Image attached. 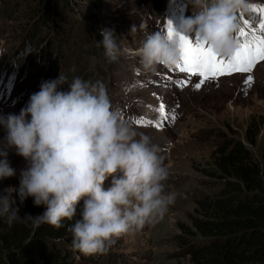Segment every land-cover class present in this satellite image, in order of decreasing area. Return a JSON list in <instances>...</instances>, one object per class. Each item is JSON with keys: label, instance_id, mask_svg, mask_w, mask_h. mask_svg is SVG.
<instances>
[{"label": "rangeland", "instance_id": "374dc122", "mask_svg": "<svg viewBox=\"0 0 264 264\" xmlns=\"http://www.w3.org/2000/svg\"><path fill=\"white\" fill-rule=\"evenodd\" d=\"M73 1L75 7L69 13L75 17L76 31L81 26L85 27V31L89 28L97 31L113 29L119 51L117 59L111 61L105 55L104 47H99L97 43L94 46L83 43L70 59L71 69L83 64L86 74L82 73V79L103 82L113 105L122 116L159 146V155L170 171L168 180L164 182L165 189L178 193L176 202L169 206L162 219L122 235L107 252L101 253L97 264H187L189 256L183 255L182 241H177L176 236L192 237L188 229L195 230L193 218L200 215L199 200L207 194L216 195L223 186L221 179L214 175L217 171L216 153L222 137L242 141L254 160H263L264 61L253 69L251 75L254 82L251 85L245 84L247 73H235L209 79L197 89L195 85L199 77L189 78L187 73L177 70V65L157 66L155 70H144L142 67L139 52L144 40L150 33L162 32L159 23L160 0ZM163 1L169 0H161V3ZM183 1L189 3V0H177ZM251 3L259 6L264 1L246 0V4ZM6 4L0 1V94L3 91L6 93L3 87L6 88L9 83L12 87L11 94L0 99V114L5 115L19 114L21 108L27 105L30 95L35 93L34 89L45 79L57 78L56 59L60 66L63 60L65 62L60 49L47 57L34 51L32 54L36 55L37 61L35 64L29 63L31 60L28 61L24 54L27 21L23 17L9 15L5 10ZM196 10L189 3L185 13L190 15ZM237 17L241 21L247 19L249 24H256L244 9L238 11ZM96 32L91 34V39L88 38L89 42L93 43ZM65 64L64 68L67 69ZM61 74L64 76L63 72ZM76 76L81 77V72ZM186 78L190 80L189 83L184 82ZM61 90H69V84L66 83ZM161 102L166 106L169 119L163 127L158 128L156 125L164 120L158 111ZM173 111L176 117L174 121L171 119ZM136 116L144 120L146 117L153 123L137 124L134 121ZM253 116L262 125L257 139L251 143L246 137V129ZM5 135L3 126H0V140ZM7 158L16 174L0 180L5 188L13 187L21 170L28 166L14 148L9 149ZM111 183L112 177H109L104 182V188H109Z\"/></svg>", "mask_w": 264, "mask_h": 264}, {"label": "clouds", "instance_id": "9594fccd", "mask_svg": "<svg viewBox=\"0 0 264 264\" xmlns=\"http://www.w3.org/2000/svg\"><path fill=\"white\" fill-rule=\"evenodd\" d=\"M197 10L183 16L174 31L199 37L219 55L230 56L237 13L246 0H189ZM115 31L102 28L105 55H118ZM139 56L144 70L175 66L182 56L177 37L156 31L147 35ZM69 84V90L61 86ZM19 114H0L6 135L0 140V180L16 170L8 160L14 148L28 166L21 170L19 186L0 194V216L9 226L21 219L35 226L47 223L57 229L71 225L72 246L86 255L107 252L122 235L154 224L164 217L178 193L166 191L170 171L151 137L125 119L101 81L59 74L43 81ZM112 177L111 186L104 182ZM21 203L32 197L45 210L21 217L13 193Z\"/></svg>", "mask_w": 264, "mask_h": 264}, {"label": "trees", "instance_id": "16d2710c", "mask_svg": "<svg viewBox=\"0 0 264 264\" xmlns=\"http://www.w3.org/2000/svg\"><path fill=\"white\" fill-rule=\"evenodd\" d=\"M0 1L7 3L5 10L9 15L27 21L24 54L31 60L29 63L37 61L32 54L34 51L47 57L61 49L65 62L63 60L60 66L56 59L57 77L63 72L71 82L81 72L80 78H83L82 73L86 74L83 64L71 69L70 59L83 43L103 47L98 44L102 36L90 26L85 31V27L79 25L76 31L75 17L69 13L75 7L73 0ZM160 3L161 0L159 6ZM83 32L86 34L82 35ZM95 32L91 43L89 39ZM261 125L255 116L251 118L246 129L251 143L260 134ZM216 154L214 175L221 179L223 186L216 195L207 194L199 200L201 212L193 218L195 230L188 229L192 237L176 236L177 241H182L183 255L189 256L187 264H264V153L262 161L254 160L242 141L224 136ZM19 181L20 177L13 187L18 188ZM5 189L0 183V194H4ZM13 196L21 217L36 216L45 210L43 205L35 206L32 197L21 203L17 193ZM79 218L78 209L72 220L65 219L63 227L57 229L47 223L35 226L32 221L23 219L9 226L7 217L0 216V264H97L101 253L86 255L73 249L71 225Z\"/></svg>", "mask_w": 264, "mask_h": 264}, {"label": "snow or ice", "instance_id": "6c2138e0", "mask_svg": "<svg viewBox=\"0 0 264 264\" xmlns=\"http://www.w3.org/2000/svg\"><path fill=\"white\" fill-rule=\"evenodd\" d=\"M254 10L264 13V5H250ZM236 34V50L230 56L219 55L210 45L199 37L192 38L190 35L174 31L171 21H168L167 35L169 38L177 37L181 47V60L177 64L181 72L187 73L188 77H199L195 87L199 89L207 80L218 78L233 73H247L245 84L251 85L254 77L251 75L253 69L259 62L264 61V16L259 21V26L249 24L247 19L243 20ZM185 83L190 80L186 78ZM155 95V93L153 94ZM151 107V105H149ZM158 111L164 116V120L156 126L163 127L169 119L166 106L161 102ZM174 111L171 119L175 120ZM145 122L143 118L137 123ZM153 123L152 121H146Z\"/></svg>", "mask_w": 264, "mask_h": 264}]
</instances>
